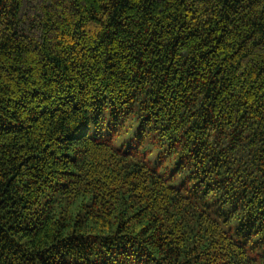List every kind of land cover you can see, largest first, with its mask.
<instances>
[{
	"label": "trees",
	"instance_id": "trees-1",
	"mask_svg": "<svg viewBox=\"0 0 264 264\" xmlns=\"http://www.w3.org/2000/svg\"><path fill=\"white\" fill-rule=\"evenodd\" d=\"M0 264H264V0H0Z\"/></svg>",
	"mask_w": 264,
	"mask_h": 264
},
{
	"label": "rangeland",
	"instance_id": "rangeland-1",
	"mask_svg": "<svg viewBox=\"0 0 264 264\" xmlns=\"http://www.w3.org/2000/svg\"><path fill=\"white\" fill-rule=\"evenodd\" d=\"M136 135H137L136 127H133L131 125V123H129L128 127L126 129V132L122 134V136L118 139V141H116L115 144L117 146H121L124 143H127V142H130L132 140H135L136 139ZM145 148L147 150L151 149L153 152H155L157 154V156H159V155L161 156L162 153H163V157L167 155L166 146L162 145L161 143H159V144H157L155 146H152V145H149V143L147 142ZM167 160H169V158Z\"/></svg>",
	"mask_w": 264,
	"mask_h": 264
}]
</instances>
